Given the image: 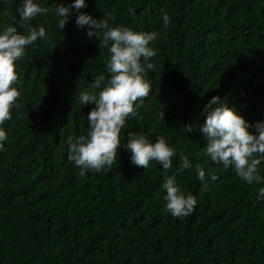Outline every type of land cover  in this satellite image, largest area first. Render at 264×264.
I'll use <instances>...</instances> for the list:
<instances>
[{"label": "trees", "instance_id": "16d2710c", "mask_svg": "<svg viewBox=\"0 0 264 264\" xmlns=\"http://www.w3.org/2000/svg\"><path fill=\"white\" fill-rule=\"evenodd\" d=\"M33 2L50 11L21 27L24 0H0V32L8 26L24 35L29 27L46 32L16 62L19 107L0 126L7 133L0 151V264H264V179L249 185L234 167L214 163L200 131L206 104L219 96L258 135L264 0H85L82 13L108 18L110 28L156 32L157 39L149 45L154 68L142 61L152 92L139 117H128L117 162L84 177L68 159L67 140L89 131L95 105H82L79 96L97 76L109 78L111 41L105 44L102 30L89 38L74 9L60 29L55 9L75 0ZM130 134L153 143L163 136L177 152L172 167L133 165L124 147ZM181 153L192 164L183 172ZM258 170L264 178V161ZM173 175L197 200L183 218L166 210L162 185Z\"/></svg>", "mask_w": 264, "mask_h": 264}, {"label": "clouds", "instance_id": "9594fccd", "mask_svg": "<svg viewBox=\"0 0 264 264\" xmlns=\"http://www.w3.org/2000/svg\"><path fill=\"white\" fill-rule=\"evenodd\" d=\"M85 0H75L67 7L60 4L55 9L61 17L58 24L64 29L73 9L76 11V25L87 27L89 38L103 31V41H111V58L107 65L109 78L101 74L89 85V90L80 93L82 105H95L88 114L89 131L87 135L78 138L68 137L70 162L80 169L79 175L84 177L87 171L100 172L105 167L111 168L117 162L121 148L120 134L129 116L139 117L138 109L143 105L152 92V86L145 79V68H154L149 63L156 56V52L149 47L157 39L156 32H136L131 28H110L108 18L94 19L91 15L82 13L86 8ZM48 8H43L33 0H24L19 11L20 26L32 20L38 14H47ZM163 23L168 27L171 19L167 13L163 14ZM46 35L45 28L39 30L28 28L26 35L18 33L17 29L8 26L0 32V126L12 119V110L18 108L17 101L21 91L16 87L20 83L16 62L25 55L28 46ZM96 89H101L98 93ZM206 118L200 131L207 140L206 154L216 164L223 167H234L237 175L249 185L259 184L262 178L258 166L264 161V122L254 125L258 135L249 131L251 125L242 115L224 103L219 96H214L204 108ZM162 110L159 118L164 120ZM187 133L194 131L192 125L185 126ZM7 139L6 131L0 127V151L4 149L3 142ZM124 147L131 153V163L138 168L146 169L152 161H156L165 170L172 167L173 158L177 152L170 147L163 136H158L155 143L150 142L144 135L130 134ZM192 167L187 156L180 154L179 171ZM198 178H205L204 170L197 165ZM212 179H216L215 176ZM166 191V210L173 217L183 218L193 213L196 197L185 195L176 183L175 175L166 178L162 185ZM259 196L264 197V187L259 189Z\"/></svg>", "mask_w": 264, "mask_h": 264}]
</instances>
